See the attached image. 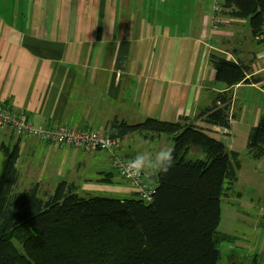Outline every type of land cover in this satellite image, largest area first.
Returning <instances> with one entry per match:
<instances>
[{
    "label": "crops",
    "instance_id": "0c3cea01",
    "mask_svg": "<svg viewBox=\"0 0 264 264\" xmlns=\"http://www.w3.org/2000/svg\"><path fill=\"white\" fill-rule=\"evenodd\" d=\"M194 2L201 9L206 0H0V101L36 127L104 133L114 118L127 124L186 118L227 149L231 189L222 198L219 232L235 237L242 254L248 248L258 257L264 255V156L253 160L246 144L264 115V39L252 37L248 20L215 9L211 26L212 4L199 13ZM158 5L164 23L151 24L161 18ZM211 54L249 65L258 79L230 88L234 118L227 130L197 120L212 94L227 91L214 82ZM166 145L165 136L131 134L114 153L90 152L2 130L0 164L3 151L15 147L17 184H29L22 190L40 185L51 193L65 182L80 195L132 198L136 190L118 178L113 156L131 161ZM154 175H142L143 182L154 187Z\"/></svg>",
    "mask_w": 264,
    "mask_h": 264
},
{
    "label": "trees",
    "instance_id": "16d2710c",
    "mask_svg": "<svg viewBox=\"0 0 264 264\" xmlns=\"http://www.w3.org/2000/svg\"><path fill=\"white\" fill-rule=\"evenodd\" d=\"M215 7V14L248 20L252 37L262 39L264 0H221ZM209 63L214 82L227 91L212 94L197 120L227 130L234 118L230 88L255 85L258 79L242 62L211 54ZM186 122L147 118L127 124L114 118L106 126L104 133L112 139L138 134L145 139L165 136L171 143L172 167L155 173L154 187L147 185L153 192L150 202L142 201L137 191L132 198L83 197L65 182L51 193L38 185L19 190L18 152L5 149L0 164V264H260L256 255L239 252L235 237L218 230L222 198L231 189L225 178L227 149ZM246 150L253 160L264 156V115L250 130ZM111 175H104L103 182H110Z\"/></svg>",
    "mask_w": 264,
    "mask_h": 264
},
{
    "label": "built area",
    "instance_id": "2783aa9c",
    "mask_svg": "<svg viewBox=\"0 0 264 264\" xmlns=\"http://www.w3.org/2000/svg\"><path fill=\"white\" fill-rule=\"evenodd\" d=\"M262 38L264 39V34ZM2 130H8L17 137L34 138L56 146H69L74 149L90 152L102 151L114 153L120 146L119 139H112L103 132L76 130L61 125L36 127L25 114L13 111L0 101V131ZM123 162L125 160L122 158L113 156L112 165L118 171L120 179L132 188L136 189L137 185L143 186L153 194L152 189H149L147 184L143 182L142 176L132 179L125 174L122 168ZM137 193L142 201H151V199H144L141 192L137 191ZM259 210L260 216L264 217V204Z\"/></svg>",
    "mask_w": 264,
    "mask_h": 264
},
{
    "label": "clouds",
    "instance_id": "9594fccd",
    "mask_svg": "<svg viewBox=\"0 0 264 264\" xmlns=\"http://www.w3.org/2000/svg\"><path fill=\"white\" fill-rule=\"evenodd\" d=\"M173 151L171 147L166 145L154 153L151 151L141 152L131 161L122 163L123 171L132 179L139 178L149 172L167 173L173 164ZM136 190L142 193L144 199H151L152 193L145 187L137 185Z\"/></svg>",
    "mask_w": 264,
    "mask_h": 264
},
{
    "label": "rangeland",
    "instance_id": "374dc122",
    "mask_svg": "<svg viewBox=\"0 0 264 264\" xmlns=\"http://www.w3.org/2000/svg\"><path fill=\"white\" fill-rule=\"evenodd\" d=\"M208 3H209V5H210V3L212 4V6H211V19H212V15H213V12H214V9H215V3H216V0H206V2H205V5L201 8V9H199V7H197L196 6V2H194V5L197 7V9H198V12L200 13V11L204 8H208V10H209V7H208ZM158 7V12L156 13V15H159V16H161V18H159V19H150V22H151V24H157V23H159V24H161V23H164V19H163V16H164V8L162 7V5H158L157 6ZM218 19H212V21H210V24H211V26L213 25V24H216V21H217ZM211 29V28H210ZM122 181V180H121ZM124 182V181H123ZM26 183V182H25ZM127 184V183H126ZM17 185H19V184H17ZM127 185H129V184H127ZM29 186V184H23V183H20V185L18 186V189L19 190H22L21 188H19V187H22V188H27V187ZM130 186V185H129ZM41 186L39 185V188H40ZM131 187V186H130ZM103 195V197H112V196H114V195H112V194H102ZM81 196H83V197H92V195H90V193L88 192V193H85V194H83V195H81ZM258 233V232H257ZM259 235L262 237V230H261V233L259 232ZM249 238H251V237H253V235L252 234H249V236H248ZM241 242V241H240ZM261 243H262V246L264 247V243H263V240L261 241ZM221 247L223 248V249H225V246H224V244L223 245H221ZM259 246L258 245H256V247H255V250H258L259 248H258ZM244 252H245V255L246 256H254V251L253 250H248V248L247 249H244ZM260 253V252H259ZM237 256H239V254H237ZM258 258H259V263L260 264H264V255H259L258 256Z\"/></svg>",
    "mask_w": 264,
    "mask_h": 264
}]
</instances>
